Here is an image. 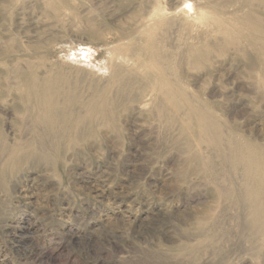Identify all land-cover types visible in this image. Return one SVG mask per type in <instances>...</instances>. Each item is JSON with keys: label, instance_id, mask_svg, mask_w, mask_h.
<instances>
[{"label": "rangeland", "instance_id": "obj_1", "mask_svg": "<svg viewBox=\"0 0 264 264\" xmlns=\"http://www.w3.org/2000/svg\"><path fill=\"white\" fill-rule=\"evenodd\" d=\"M0 264H264V0H0Z\"/></svg>", "mask_w": 264, "mask_h": 264}, {"label": "bare ground", "instance_id": "obj_2", "mask_svg": "<svg viewBox=\"0 0 264 264\" xmlns=\"http://www.w3.org/2000/svg\"><path fill=\"white\" fill-rule=\"evenodd\" d=\"M204 123V122H203ZM203 125V124H202ZM222 230V229H221Z\"/></svg>", "mask_w": 264, "mask_h": 264}]
</instances>
